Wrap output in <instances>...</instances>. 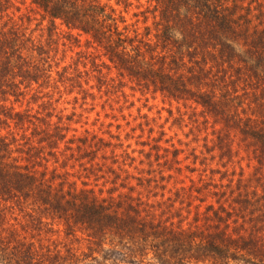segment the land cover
Wrapping results in <instances>:
<instances>
[{
	"label": "trees",
	"instance_id": "1",
	"mask_svg": "<svg viewBox=\"0 0 264 264\" xmlns=\"http://www.w3.org/2000/svg\"><path fill=\"white\" fill-rule=\"evenodd\" d=\"M28 2L41 39L0 0V264H264V0H135L141 30L100 0ZM59 28L139 93L197 106L210 144H153L143 168L117 136L51 120L83 73ZM26 96L46 110L16 109Z\"/></svg>",
	"mask_w": 264,
	"mask_h": 264
},
{
	"label": "rangeland",
	"instance_id": "2",
	"mask_svg": "<svg viewBox=\"0 0 264 264\" xmlns=\"http://www.w3.org/2000/svg\"><path fill=\"white\" fill-rule=\"evenodd\" d=\"M140 1L144 2V0ZM100 2L112 5L115 10H119L123 23L128 25L134 23L141 30V25L135 22L137 17L133 14L137 10L135 0H130L131 4L125 11L122 8L123 4L117 5L115 0H100ZM6 12L23 25L27 24L28 18V29L33 30L32 35L36 39H41L46 22L41 20L39 10L28 0H9ZM57 31L58 33L54 35L57 47L56 57L60 60L61 56H64L61 64H69V72L76 66L83 73L79 78L80 88L73 87L69 91L67 86L59 97L56 94L58 100L52 102L47 108L52 111L51 120H55V116H60L62 121L69 122L70 128L75 129L76 134L86 129L104 137L110 134L117 136L121 143L120 149H125L129 156L135 158L131 166L135 164L143 168L146 162L143 159V153L149 151V147L150 150H154L151 147L153 144L160 147L159 155L165 154L163 147H166L168 151L172 148L179 149L178 158L187 154L189 150L195 153L201 152L204 140L210 144L209 122L202 121L203 118L199 115L197 106L191 103L189 107H183L162 99L157 93L154 95L139 93L135 87H131L130 81L118 77L110 66L101 65L100 62L104 59L96 56L97 51L86 45L83 37L76 42L66 36L63 28ZM14 107L18 110L28 108L30 112L37 110L40 114L46 110L41 106L38 107L37 103H32L27 96L14 103ZM140 150L142 153H139ZM150 154L154 153L150 152ZM205 154L206 157L211 158L210 154ZM138 158L143 159L141 165L137 163ZM124 160L128 163V158ZM245 160L241 158L240 165L246 173L250 168L246 167ZM210 164L215 165L214 159L210 161ZM164 195L172 196L171 192L166 191Z\"/></svg>",
	"mask_w": 264,
	"mask_h": 264
}]
</instances>
